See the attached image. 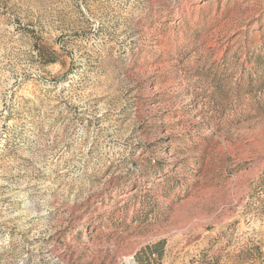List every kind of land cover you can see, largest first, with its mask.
Listing matches in <instances>:
<instances>
[{
  "label": "rangeland",
  "instance_id": "rangeland-1",
  "mask_svg": "<svg viewBox=\"0 0 264 264\" xmlns=\"http://www.w3.org/2000/svg\"><path fill=\"white\" fill-rule=\"evenodd\" d=\"M0 264H264V0H0Z\"/></svg>",
  "mask_w": 264,
  "mask_h": 264
},
{
  "label": "trees",
  "instance_id": "trees-1",
  "mask_svg": "<svg viewBox=\"0 0 264 264\" xmlns=\"http://www.w3.org/2000/svg\"><path fill=\"white\" fill-rule=\"evenodd\" d=\"M150 249H151V247H150ZM155 251L159 252L158 250H155ZM152 253L154 254L155 252L152 251Z\"/></svg>",
  "mask_w": 264,
  "mask_h": 264
}]
</instances>
